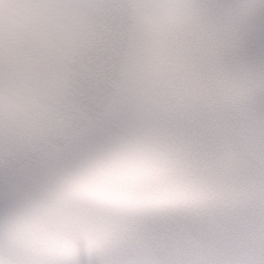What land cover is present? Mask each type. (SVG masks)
<instances>
[{
    "label": "snow or ice",
    "instance_id": "1",
    "mask_svg": "<svg viewBox=\"0 0 264 264\" xmlns=\"http://www.w3.org/2000/svg\"><path fill=\"white\" fill-rule=\"evenodd\" d=\"M189 15L225 19L234 57L254 62L264 85V0H0V149L23 154L0 171V253L2 220L40 172L36 155L63 147L68 127L87 125L107 138L160 123L116 45L127 39L134 57ZM127 163L157 170L147 184L155 193L181 201L206 193L162 160ZM78 264L98 262L82 255Z\"/></svg>",
    "mask_w": 264,
    "mask_h": 264
},
{
    "label": "clouds",
    "instance_id": "2",
    "mask_svg": "<svg viewBox=\"0 0 264 264\" xmlns=\"http://www.w3.org/2000/svg\"><path fill=\"white\" fill-rule=\"evenodd\" d=\"M189 22H192V21H189L187 18H185V24L187 25ZM259 86L260 85H256V87H259ZM224 87L227 89L226 94L229 96L230 99L240 100L246 97L250 91H252V88H250L244 82L232 83L229 81L227 84L224 85ZM212 195H213L212 193H205L201 198H211Z\"/></svg>",
    "mask_w": 264,
    "mask_h": 264
}]
</instances>
